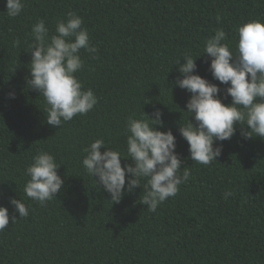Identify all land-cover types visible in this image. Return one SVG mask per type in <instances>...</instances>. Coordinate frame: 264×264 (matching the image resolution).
<instances>
[{
  "label": "trees",
  "instance_id": "1",
  "mask_svg": "<svg viewBox=\"0 0 264 264\" xmlns=\"http://www.w3.org/2000/svg\"><path fill=\"white\" fill-rule=\"evenodd\" d=\"M69 10L98 48L95 56L81 50L84 67L77 73L98 103L54 128L44 120L43 97L26 84V51L37 20L54 30ZM5 11L0 0V206L10 216L0 231V264H264V140L244 139L237 127L231 139L216 142L222 144L216 161H192L178 132L189 93L173 83L181 53L202 54L216 28L234 48L236 25L264 21V0H24L18 16ZM195 63L196 74L225 87L212 78L206 55ZM155 109L162 113L159 130L176 137L189 178L156 212L139 203L140 187L112 203L82 167V149L102 138L126 155L127 118ZM38 150L54 155L64 180L44 204L23 191L25 168ZM10 197L28 207V216L19 217Z\"/></svg>",
  "mask_w": 264,
  "mask_h": 264
},
{
  "label": "clouds",
  "instance_id": "2",
  "mask_svg": "<svg viewBox=\"0 0 264 264\" xmlns=\"http://www.w3.org/2000/svg\"><path fill=\"white\" fill-rule=\"evenodd\" d=\"M5 8L8 17H16L24 8V0H5ZM216 21L219 24L221 17L217 16ZM83 24V19L69 10L57 19L54 30L43 19L31 26L26 84L43 97L44 120L54 128L87 114L98 103L94 91L85 88L77 76L84 67L81 50L92 56L98 52ZM233 34L234 48L227 42L225 30L216 28L204 41L202 54L193 57L186 51L180 56L184 62L178 59L174 63L178 65L174 86L189 93L185 110L180 109L187 113V118L179 123L178 132L187 142L188 158L202 165L216 161L222 151V144L216 142L231 139L237 127L244 139L264 140V21L242 22L235 26ZM201 55L209 58L208 70L214 80L225 85L223 89L196 74L195 59ZM221 94L230 97V103H223ZM8 95L15 97V93ZM142 113L140 118H127L126 155L99 138L82 149L81 164L96 188L110 195L112 203H119L125 192L140 187L143 191L139 203L149 212H156L158 206L178 193L190 172L187 167L181 168L183 161L175 151L176 137L172 131L159 130L163 127L160 110ZM128 160L132 163L125 162L122 166V161ZM59 167L54 155L38 150L25 168L28 179L24 194L40 204L57 197L64 184L57 171ZM231 195L230 190L225 191L224 198ZM9 203L19 217L28 216L29 209L19 198L10 197ZM9 219L8 208L0 206V231L8 227ZM12 220L15 222V217Z\"/></svg>",
  "mask_w": 264,
  "mask_h": 264
}]
</instances>
